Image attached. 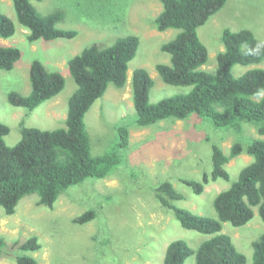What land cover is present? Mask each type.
Masks as SVG:
<instances>
[{
	"label": "rangeland",
	"instance_id": "1",
	"mask_svg": "<svg viewBox=\"0 0 264 264\" xmlns=\"http://www.w3.org/2000/svg\"><path fill=\"white\" fill-rule=\"evenodd\" d=\"M31 3L40 15L61 11L63 20L57 27L76 30L78 35L70 40L29 43L28 31L16 20L13 0H0L1 13L15 25V34L7 40L0 38V45L15 47L21 52V59L12 71H0V122L10 128L6 145L12 147L19 142L21 120L26 127L43 131L65 129L68 100L76 87L68 72V61L92 44L109 46L120 37L135 35L140 45L129 63L126 85L121 89L109 85L85 116L93 157L116 149L117 129L121 124L128 128L129 146L123 153V164L108 178L87 179L67 189L51 209L39 206L37 195L22 199L11 216L0 208V237L6 244L0 264H16V256L21 255L33 257L38 264H163L165 250L172 241L184 240L197 250L213 235L183 229L173 213L156 198L155 188L170 182L183 196L174 205L217 220L213 207L215 197L238 180L240 171L253 158L242 153L230 160L225 166L229 181L210 182L201 195H195L182 180L201 182L204 174L211 173L212 145L228 155L234 143L247 147L253 140H264V137L257 134L254 125L243 124L240 132L231 128L216 129L209 120L195 115L184 121H163L146 128L134 124L136 115L131 98L134 70L142 68L152 79L149 93L152 104L190 91V87L164 84L155 69L158 64H170L169 55L160 48L179 32L157 31L154 20L162 10L159 0H108L100 13L89 5L90 0H31ZM111 5L116 6L113 12ZM87 8L88 14L84 12ZM224 29L250 30L264 41V0H227L223 9L198 29V36L208 51L207 64L201 69L208 73L216 71V56L224 49L220 40ZM34 60L40 61L46 70L60 73L65 79V88L27 114L26 110L11 106L7 95L10 92L29 94L28 70ZM253 68L264 70V60L254 66H234L232 74L239 77ZM91 209L97 213L94 220L82 225L73 222ZM253 212L252 220L245 226L235 228L223 223L221 231L231 238L236 250L249 263L253 257L252 244L264 234L258 209L254 208ZM33 236L38 238L41 249L16 251L13 256L10 246ZM184 264H195V256Z\"/></svg>",
	"mask_w": 264,
	"mask_h": 264
},
{
	"label": "trees",
	"instance_id": "2",
	"mask_svg": "<svg viewBox=\"0 0 264 264\" xmlns=\"http://www.w3.org/2000/svg\"><path fill=\"white\" fill-rule=\"evenodd\" d=\"M97 1H100L98 6ZM107 2L90 0L89 5L100 13ZM159 2L162 10L154 20L157 31L179 32L160 48L169 55L170 64H158L155 69L164 84L190 87V91L152 104L149 101L152 79L146 70H134L131 78V98L136 115L134 124L146 128L163 121H184L195 115L198 119L209 120L216 129L231 128L240 132L243 124L254 125L257 134L264 137V70L249 69L239 77L232 74L234 66L249 67L264 60V41L257 39L250 30L232 32L224 29L220 38L224 49L216 56V71L208 73L201 69L207 64L208 51L198 36V29L221 11L227 0ZM13 7L17 22L28 31L26 39L29 43L70 40L78 35L76 30L57 27L63 20L61 11L40 15L31 0H13ZM82 8H85L84 4ZM115 8L111 5L112 12ZM84 12L88 14L89 9ZM14 34V23L0 11V38L7 40ZM139 45L137 36L128 35L109 46L92 44L68 61V72L76 87L68 100L65 129L43 131L26 127L21 120V138L9 147L5 137L10 128L0 122V208L6 215H13L20 201L30 195L38 196L39 206L51 209L67 189L87 179H106L123 164V153L129 146L128 128L124 124L118 126L115 150L93 157L85 116L104 96L109 85L117 89L126 85L128 66ZM20 59L19 49L0 45V71H12ZM28 77L29 94L10 92L7 95L11 106L22 108L27 114L58 96L65 88L64 77L46 70L38 60L30 63ZM242 153L252 157L253 161L240 171L236 182L215 197L213 207L217 220L174 205L183 196L170 182L165 181L155 188L156 198L173 213L183 229L213 235L197 250L184 240L172 241L165 250L163 264H184L191 256H195V264H264V234L252 244L253 257L249 263L236 250L231 238L221 233L223 223L235 228L248 224L254 216V208L258 209V216L264 223V140H253L247 147L234 143L228 155L212 145L211 173L204 174L201 182L184 179L182 183L195 195H201L210 182L229 181L225 166ZM96 215L91 209L73 222L86 224ZM5 246L0 237V258L5 256ZM40 249L38 238L34 236L24 243L17 241L10 246L13 256L16 251L26 253ZM15 261L16 264H38L28 255L16 256Z\"/></svg>",
	"mask_w": 264,
	"mask_h": 264
}]
</instances>
